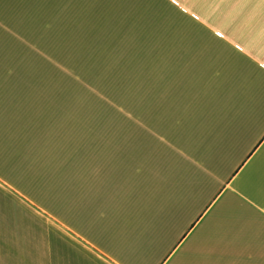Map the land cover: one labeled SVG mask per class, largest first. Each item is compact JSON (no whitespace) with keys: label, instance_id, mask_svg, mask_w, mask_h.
Wrapping results in <instances>:
<instances>
[{"label":"crops","instance_id":"obj_1","mask_svg":"<svg viewBox=\"0 0 264 264\" xmlns=\"http://www.w3.org/2000/svg\"><path fill=\"white\" fill-rule=\"evenodd\" d=\"M167 1L0 0V264H264V0Z\"/></svg>","mask_w":264,"mask_h":264},{"label":"rangeland","instance_id":"obj_2","mask_svg":"<svg viewBox=\"0 0 264 264\" xmlns=\"http://www.w3.org/2000/svg\"><path fill=\"white\" fill-rule=\"evenodd\" d=\"M164 1V2H163ZM158 0V3L159 4H162L165 8L168 7V10L172 13H169L170 15H174V16H178V17H181L183 18L184 20H186V17L185 15H183L180 11H178L175 7H173L172 5H170V2L167 1V0ZM166 15V14H165ZM174 28H176V36H178L179 34V38H186V29H180L181 26L179 27L178 25H176L175 27L172 26V24H168V25H164V28H161V29H164L163 31V37L165 40H168L170 42V40L173 38V34H174ZM172 33V34H170ZM169 43H166L164 45V56H173L174 54H177L179 51H180V48L178 47V52H177V49H172V48H176L174 47L173 45H168ZM162 46V45H160ZM181 47V46H180ZM179 56H184L182 53H180Z\"/></svg>","mask_w":264,"mask_h":264}]
</instances>
